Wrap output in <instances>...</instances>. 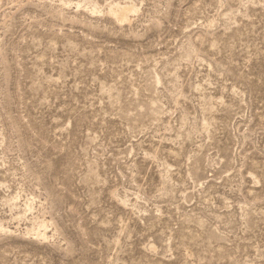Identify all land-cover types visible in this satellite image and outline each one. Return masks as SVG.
I'll use <instances>...</instances> for the list:
<instances>
[{
  "label": "rangeland",
  "instance_id": "rangeland-1",
  "mask_svg": "<svg viewBox=\"0 0 264 264\" xmlns=\"http://www.w3.org/2000/svg\"><path fill=\"white\" fill-rule=\"evenodd\" d=\"M0 264H264V0H0Z\"/></svg>",
  "mask_w": 264,
  "mask_h": 264
},
{
  "label": "bare ground",
  "instance_id": "bare-ground-1",
  "mask_svg": "<svg viewBox=\"0 0 264 264\" xmlns=\"http://www.w3.org/2000/svg\"><path fill=\"white\" fill-rule=\"evenodd\" d=\"M123 12V11H122ZM120 13L121 15L123 14V13H125V12H123V13ZM114 13V12H113ZM115 14V13H114ZM119 13L117 12V15H118ZM36 235V234H35ZM39 235V234H38ZM39 236H42V238H45V239H47V237H46V235L44 234V233H42V235H39ZM38 236V237H39Z\"/></svg>",
  "mask_w": 264,
  "mask_h": 264
}]
</instances>
